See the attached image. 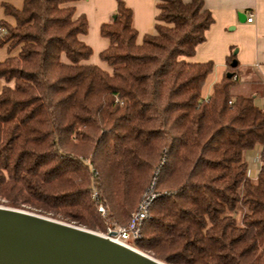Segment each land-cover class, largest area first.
Instances as JSON below:
<instances>
[{
	"label": "trees",
	"instance_id": "trees-1",
	"mask_svg": "<svg viewBox=\"0 0 264 264\" xmlns=\"http://www.w3.org/2000/svg\"><path fill=\"white\" fill-rule=\"evenodd\" d=\"M74 1L3 3L15 23L1 19L0 47L19 50L0 61V203L98 230L127 223L153 193L141 251L169 264H264V151L255 178L245 158L264 145V107L233 93L234 54L231 75L203 94L214 62L188 57L214 21L204 0H156L142 42L117 0L101 24L108 70L82 62L92 48Z\"/></svg>",
	"mask_w": 264,
	"mask_h": 264
},
{
	"label": "crops",
	"instance_id": "crops-1",
	"mask_svg": "<svg viewBox=\"0 0 264 264\" xmlns=\"http://www.w3.org/2000/svg\"><path fill=\"white\" fill-rule=\"evenodd\" d=\"M133 10V24L137 29L136 40L143 41V36L153 33L154 22L159 9L156 0H123ZM190 1V0H185ZM3 3L21 8L23 0H0V21L15 23L13 16L5 13ZM75 17L84 14L88 21V32L81 33L80 39L92 48L91 57L82 60L84 63H98L105 69L110 67L101 60L99 52L110 44L108 37L101 34V24L111 22L117 15V0H76ZM214 17L213 24L206 31V40L199 43L195 54L188 57L193 62L212 60L214 71L211 85L220 80L229 67L227 61L234 54L237 61L236 80L233 93L254 97L257 106L264 107V0H204ZM252 13V21L246 17ZM19 48L9 49L8 44L0 47V61L9 55H16ZM255 149L249 148L245 153L249 175L253 178L261 166L256 161Z\"/></svg>",
	"mask_w": 264,
	"mask_h": 264
},
{
	"label": "water",
	"instance_id": "water-1",
	"mask_svg": "<svg viewBox=\"0 0 264 264\" xmlns=\"http://www.w3.org/2000/svg\"><path fill=\"white\" fill-rule=\"evenodd\" d=\"M0 264L169 263L84 225L0 204Z\"/></svg>",
	"mask_w": 264,
	"mask_h": 264
},
{
	"label": "built area",
	"instance_id": "built-area-1",
	"mask_svg": "<svg viewBox=\"0 0 264 264\" xmlns=\"http://www.w3.org/2000/svg\"><path fill=\"white\" fill-rule=\"evenodd\" d=\"M247 21H252L253 19V14L250 13L246 17ZM3 29H0V35L2 33ZM234 79L236 78V75L233 77ZM255 160L256 161H261V155L264 151V145L258 144L255 147ZM93 196L96 198L97 193L93 192ZM155 198V194L153 193H145L141 200L138 202L136 205V209L133 210L130 214V217L125 224H118V223H113V225H108L107 229L103 232L106 236L111 238L112 240H116L117 242H120L126 246H131L133 248L138 249L134 244H132V240H136L140 238L141 236V226H142V221L143 219L147 216L148 214V209H149V203ZM99 210L105 214L107 212L106 207H104L102 204L98 206Z\"/></svg>",
	"mask_w": 264,
	"mask_h": 264
},
{
	"label": "rangeland",
	"instance_id": "rangeland-1",
	"mask_svg": "<svg viewBox=\"0 0 264 264\" xmlns=\"http://www.w3.org/2000/svg\"><path fill=\"white\" fill-rule=\"evenodd\" d=\"M212 76H213V75H209V76L207 77L206 81H205V84H204V87H203V94H204V95H208V94L211 92V89H212V87H213V85H211V83H210V81H211V79H212ZM3 82H4V80L2 79V80H1V83H3ZM11 84H13V82H11ZM0 204H1V205H4V204H2V203H0ZM5 206H6V205H5ZM244 210H245V208L242 207V206H240V207L238 208V210L235 212L238 218L241 217V215L243 214ZM44 215H45V214H44ZM47 216H48V215H47ZM50 217H51V216H50ZM111 225H113V224H111ZM107 226H108V225H107ZM106 229H107V227H106ZM106 229H99V228H98V230L96 229L95 231H97V232H98V231H100V232H104ZM131 242H132V244L137 245V243H136L135 240H132V239H131Z\"/></svg>",
	"mask_w": 264,
	"mask_h": 264
}]
</instances>
